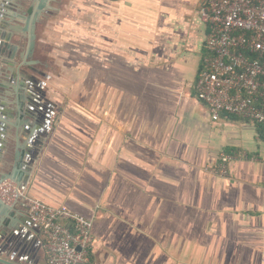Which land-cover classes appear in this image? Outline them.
<instances>
[{"label": "crops", "instance_id": "crops-1", "mask_svg": "<svg viewBox=\"0 0 264 264\" xmlns=\"http://www.w3.org/2000/svg\"><path fill=\"white\" fill-rule=\"evenodd\" d=\"M202 6L11 0L2 10L0 178L15 172L29 196L92 220L91 264H263L264 129L213 121L198 99ZM241 154L228 177L215 173ZM9 206L48 264L28 204Z\"/></svg>", "mask_w": 264, "mask_h": 264}, {"label": "built area", "instance_id": "built-area-1", "mask_svg": "<svg viewBox=\"0 0 264 264\" xmlns=\"http://www.w3.org/2000/svg\"><path fill=\"white\" fill-rule=\"evenodd\" d=\"M201 18L209 29V56L198 77V99L213 121L227 115L264 129V0H203ZM243 157L223 156L215 173L228 177V165ZM0 200L28 204L30 218L44 236L48 264H91L92 220L29 196L13 180L0 182Z\"/></svg>", "mask_w": 264, "mask_h": 264}, {"label": "water", "instance_id": "water-1", "mask_svg": "<svg viewBox=\"0 0 264 264\" xmlns=\"http://www.w3.org/2000/svg\"><path fill=\"white\" fill-rule=\"evenodd\" d=\"M11 0H0V17L2 16V10L6 6V3H8ZM38 16V13L35 12L33 16V20H35ZM0 39L2 41H9L10 38L5 35L0 30ZM34 35L32 36L31 41V48L34 47ZM6 47H10L9 44H6L5 42H0V56L3 55ZM1 63V58H0ZM35 77V76H34ZM25 79H28L30 81H35V78H29V76L25 75ZM45 133L42 130H37L35 133V138L32 140L34 145L38 146L32 151V157L35 158L38 154L41 146H43V140H41V137ZM16 173L14 174L10 173L5 176H1L0 182H3L5 180H13L16 181ZM17 182V181H16ZM20 183V187L25 189V184L21 183V181H18ZM4 202L0 200V264H40L42 257L40 255V248H36L35 245L31 244L29 241L28 236V230L26 231L25 228H20L16 224V220L14 218V215L11 213L13 207L5 206ZM6 218L10 219L9 223H6ZM27 223V222H26ZM30 224V225H29ZM33 223H27V226H31ZM33 226V225H32ZM34 228L37 231V233H40V228L38 225L34 224ZM80 249V248H79Z\"/></svg>", "mask_w": 264, "mask_h": 264}, {"label": "rangeland", "instance_id": "rangeland-1", "mask_svg": "<svg viewBox=\"0 0 264 264\" xmlns=\"http://www.w3.org/2000/svg\"><path fill=\"white\" fill-rule=\"evenodd\" d=\"M55 77L57 78V80H60L61 82H63V76L56 75ZM75 96H76V94H73L72 97H75Z\"/></svg>", "mask_w": 264, "mask_h": 264}]
</instances>
